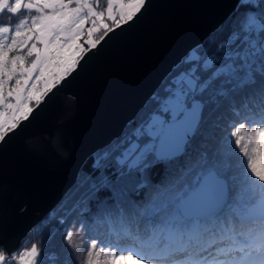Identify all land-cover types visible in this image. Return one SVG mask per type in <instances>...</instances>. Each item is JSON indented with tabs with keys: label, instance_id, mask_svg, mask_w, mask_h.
<instances>
[{
	"label": "snow or ice",
	"instance_id": "6c2138e0",
	"mask_svg": "<svg viewBox=\"0 0 264 264\" xmlns=\"http://www.w3.org/2000/svg\"><path fill=\"white\" fill-rule=\"evenodd\" d=\"M146 4L0 0V143L32 119L87 54L133 22ZM235 7L209 51L174 73L130 134L97 158V170L103 166L110 173L106 195L115 204L98 198L93 211L83 200L69 203L57 220L67 259L58 253L46 256L36 243L16 249L0 245V264H76L74 254L81 249L86 253L81 264H97L102 254L104 264H264V0H237ZM33 39L44 45L43 52L33 43L26 55L9 59L13 49ZM33 52L36 58L23 68ZM18 65L21 76L5 95L3 77L11 81ZM33 79L43 80V90L36 83L29 87ZM210 126L233 148L235 167L197 150ZM162 166L178 168L180 179L158 202L141 209L124 200L121 185L134 189L140 177ZM101 225L107 237L93 234Z\"/></svg>",
	"mask_w": 264,
	"mask_h": 264
},
{
	"label": "water",
	"instance_id": "95a60500",
	"mask_svg": "<svg viewBox=\"0 0 264 264\" xmlns=\"http://www.w3.org/2000/svg\"><path fill=\"white\" fill-rule=\"evenodd\" d=\"M237 0H147L0 143V245L15 249L72 185L83 159L117 138L162 78ZM58 145H62L59 147Z\"/></svg>",
	"mask_w": 264,
	"mask_h": 264
},
{
	"label": "trees",
	"instance_id": "16d2710c",
	"mask_svg": "<svg viewBox=\"0 0 264 264\" xmlns=\"http://www.w3.org/2000/svg\"><path fill=\"white\" fill-rule=\"evenodd\" d=\"M256 2L259 3V0H256ZM236 10L237 9L235 7L221 25L210 32L199 45L190 49L183 57L179 59V61L162 78L159 85L144 102L141 109L128 123H126L117 138L111 140L106 146L95 150L92 154L87 155L83 159L77 170L72 185L68 188L53 210L49 211L42 219L37 222V224L28 230L25 237L20 241L16 248H19L21 245L30 247L32 243H36L38 245H43V250L46 256H52L54 253H58L62 259H67V253L62 247L61 238L57 231V220L63 219L64 212L66 211L69 203L73 200H83V204L93 211L96 209V201L98 198H103L109 205L115 204V200L109 199L106 195L107 193L111 192V188L105 187L111 178L110 173L103 166L97 170V158L100 157L102 151L107 150V146L114 144L117 139H123L125 136L130 134L134 125L141 121V119L146 115L152 106L156 95L166 87L170 77H172L174 73L180 70L182 66L188 61L192 60L193 58L199 59L201 55L209 51V45L211 41L213 38L218 37L220 28L232 18V15ZM85 39L86 36L82 37L80 42L83 43ZM30 41L25 45L24 48L16 50L15 52L20 55H26ZM220 43L221 41L217 38V46H219ZM33 58V54L31 57H27L24 65L28 67L31 64ZM244 131L247 132L250 131V129L246 128ZM196 147L198 151L206 150L214 156L219 155L222 159H226L228 162L232 163L234 167L238 163V157L235 155L233 148L224 143L223 134L211 126L204 132L203 137L198 140ZM235 151H238V149ZM259 154L260 153L257 152V156H259ZM257 166H260L259 160H257ZM179 179L180 171L176 167L164 168L162 166L155 168L150 173L140 177V183L137 184L134 189L132 185H121V189L124 194V200L134 203L143 209L144 207L151 205L153 202H158L161 198V195L165 193L166 190L173 188ZM96 189H98V191ZM93 234L107 237L108 230L105 226L101 225L96 228ZM75 239L78 243L80 242L79 236H77ZM74 255L76 264H81V261H83L86 253L81 249L77 250ZM104 260L105 257L102 254L98 258L97 264H104Z\"/></svg>",
	"mask_w": 264,
	"mask_h": 264
},
{
	"label": "rangeland",
	"instance_id": "374dc122",
	"mask_svg": "<svg viewBox=\"0 0 264 264\" xmlns=\"http://www.w3.org/2000/svg\"><path fill=\"white\" fill-rule=\"evenodd\" d=\"M74 6H75V4L70 5V7H74ZM89 26H90V23H89V24H86V25H85V28H87V27H89ZM16 39L19 41V40H21V39H24V37H16ZM28 42H29V41H28ZM28 42H27V43H28ZM33 43H36L37 48L40 49L41 52H43L44 45H43L42 43L36 41L35 39H33V40L30 41L29 48L31 47V45H32ZM20 49H21V48H19V47L16 48V49H13L12 52L9 53V59H11V57L14 56V55H20V54H17V53L15 52L16 50H20ZM33 55H34V58H33V60H34V59L36 58V53L33 52ZM9 66H10V65H9ZM30 66H31V64H30L28 67H26L25 65H23V68H29ZM22 71H23V69L18 65V66H17V73H16V75L13 76V78H12L11 81H8L7 76L3 77V79H4L5 82H6V83H5V95H7V92L10 90V87H11L12 85L15 84V80L18 79V78H20ZM52 72H53V74H54V70H52ZM48 74H49V73H47V72L45 73L46 76H48ZM24 75H27V73H24ZM32 75H33V77L39 75V69H37L36 72L32 73ZM33 83H36L38 89L43 90V84H44L43 80H41V81H35L34 79H33V80H30V81H29V87H30L31 84H33ZM28 90H29V89H27V88L25 89V94L27 93ZM12 102L14 103L15 101L13 100ZM0 110H4V109H3V106H0ZM9 115H10V112H9ZM261 147H264V146H261ZM258 152H259V150H258ZM259 153H260V152H259Z\"/></svg>",
	"mask_w": 264,
	"mask_h": 264
}]
</instances>
